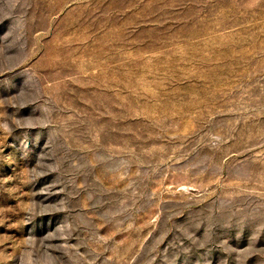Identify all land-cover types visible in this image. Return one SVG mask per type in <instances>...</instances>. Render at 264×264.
<instances>
[{
  "label": "rangeland",
  "instance_id": "rangeland-1",
  "mask_svg": "<svg viewBox=\"0 0 264 264\" xmlns=\"http://www.w3.org/2000/svg\"><path fill=\"white\" fill-rule=\"evenodd\" d=\"M0 264H264V0H0Z\"/></svg>",
  "mask_w": 264,
  "mask_h": 264
}]
</instances>
